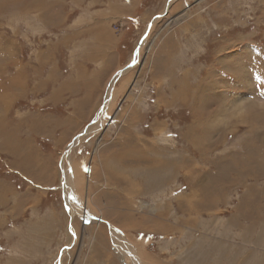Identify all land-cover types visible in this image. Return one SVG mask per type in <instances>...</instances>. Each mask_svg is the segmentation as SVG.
I'll list each match as a JSON object with an SVG mask.
<instances>
[{
	"label": "rangeland",
	"instance_id": "374dc122",
	"mask_svg": "<svg viewBox=\"0 0 264 264\" xmlns=\"http://www.w3.org/2000/svg\"><path fill=\"white\" fill-rule=\"evenodd\" d=\"M166 2L0 0V264H264V0Z\"/></svg>",
	"mask_w": 264,
	"mask_h": 264
},
{
	"label": "bare ground",
	"instance_id": "6f19581e",
	"mask_svg": "<svg viewBox=\"0 0 264 264\" xmlns=\"http://www.w3.org/2000/svg\"><path fill=\"white\" fill-rule=\"evenodd\" d=\"M168 1V0H167ZM173 2V1H172ZM172 2H170V4L172 3ZM170 4L168 5V7L170 6ZM168 7H167V9H168ZM145 43L144 42H142V44L141 45H139L138 46V51L139 50H141V48L143 47V45H144ZM149 48H150V46H148L147 47V51L149 50ZM138 59V58H137ZM137 59H136V61H137ZM112 88V84H111V86H110V89ZM111 92H112V90H111ZM102 113H104V111H102V112H100V114H98L97 115V120L95 121V123H94V125H95V128L97 129L98 128V126L99 125H97V124H100V122H101V120H100V116L102 115ZM116 116V115H115ZM102 123V122H101ZM94 127V126H93ZM91 130V129H90ZM92 130H93V128H92ZM87 129L85 130V132H84V134H83V136H81V137H79V138H77V140H76V142L75 143H77L78 142V140L79 139H81L82 137H84V136H86L85 134L87 133ZM89 132V131H88ZM100 142H101V138H99L98 139V141H97V144H100ZM71 146H74L73 144L71 145ZM97 149L98 148H95L94 149V151H93V153L95 154L96 153V151H97ZM65 179H66V181H67V177H65ZM64 179V180H65ZM65 184H66V182H65ZM65 189V188H64ZM66 199H69V198H66ZM67 201H69V200H67ZM141 203H139V205H140ZM142 207L143 208H147L148 206L146 205V204H141L140 206H138V208L139 209H142ZM86 208V207H85ZM150 211L151 212H153L152 211V209H150ZM72 214V213H71ZM77 214H79L78 212H77ZM73 215V214H72ZM79 215H81L82 216V218H83V220H85V222H86V220H88V219H92V216L88 213V211H87V209H84V212H82V213H80ZM88 217H87V216ZM84 216H85V218H84ZM96 219H97V223H99V217H96ZM124 243H122L121 244V246L119 245V249L122 251V252H119V255H120V261H121V263L122 264H128L129 263V259H128V257L125 255V253L127 252V250H128V248H126V245L124 244ZM131 250V249H130ZM133 254V253H132ZM132 257H134L135 258V260H137V258L135 257V255H133ZM129 260V261H128ZM132 260V259H131ZM128 261V262H127ZM137 262L139 263V261L137 260Z\"/></svg>",
	"mask_w": 264,
	"mask_h": 264
},
{
	"label": "water",
	"instance_id": "95a60500",
	"mask_svg": "<svg viewBox=\"0 0 264 264\" xmlns=\"http://www.w3.org/2000/svg\"><path fill=\"white\" fill-rule=\"evenodd\" d=\"M172 1H174V0H168L167 2H166V5H165V10H164V13H166V11H167V7H168V5L170 4V2H172ZM162 15H158L156 18H160ZM155 18V19H156ZM154 21V20H153ZM153 23V22H152ZM152 23H150L149 25H148V27H147V29H146V33L150 30V28H151V25H152ZM144 37H145V35H144ZM143 37V38H144ZM137 53H138V50H136L135 51V53H134V57H133V60L130 62V63H128L124 68H122L120 71H118L117 72V74L114 76V81H116L117 79H119L128 69H130L131 67H133L134 65H135V62H136V60H135V57H136V55H137ZM110 94H111V92H109ZM110 94H109V98H110ZM105 103H106V101H105ZM94 123V122H93ZM92 123V124H93ZM91 124V125H92ZM85 130L86 129H84V131H82L81 133H80V135L77 137V138H79V137H81V136H83V134H84V132H85ZM72 144H74V143H72ZM62 185H63V183H62ZM71 187H70V191H71Z\"/></svg>",
	"mask_w": 264,
	"mask_h": 264
}]
</instances>
